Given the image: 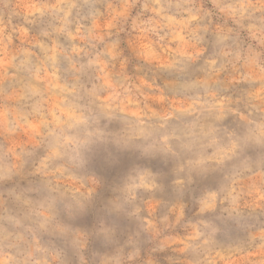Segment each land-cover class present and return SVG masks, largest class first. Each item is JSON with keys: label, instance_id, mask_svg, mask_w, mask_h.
<instances>
[{"label": "rangeland", "instance_id": "374dc122", "mask_svg": "<svg viewBox=\"0 0 264 264\" xmlns=\"http://www.w3.org/2000/svg\"><path fill=\"white\" fill-rule=\"evenodd\" d=\"M107 2L101 5L98 0H71L75 6L68 8L60 0H0V143L11 146L12 140H5L7 135L24 146L30 135L41 133L43 124L53 121L52 126L63 131L66 142L65 155L55 163L68 166L72 177L69 187L82 183L95 189L83 210L68 222L90 233L111 230L121 243L131 238L134 243L128 244L125 251L140 247L142 258L148 260L151 246L142 243V237L137 239L135 221L116 206L125 183L144 174L142 182L148 179L158 185L154 193H138L144 214L148 207L145 202L156 200L162 206L182 203L186 217L194 219L196 201L204 192L225 183L226 177L245 166L264 169V140L249 138L252 126L243 119L247 114L244 109L223 118L200 113L197 105L202 92L194 88L192 81L180 87L163 79L154 82L142 77L138 87L149 98L147 115L139 99L118 95L128 85L113 80L106 62L94 59L103 58L105 34L113 30L109 19L116 17L111 22L117 25L125 19L119 15L125 11L121 0H109L112 9L107 8ZM235 2L218 0L217 9L206 3L204 6L213 13L212 24L234 16ZM109 12L111 17L105 19ZM126 16L129 20L121 37L127 38L134 22L138 26L135 30L143 31L148 38L143 49L145 58L157 55L153 40L163 37L170 42L169 47L174 43L179 48L187 40L185 30L191 31L197 25L190 18L195 10L185 7V0H171L169 7L156 12L143 11L141 0ZM101 76L106 87L117 94L106 92L105 96L123 101L121 106L127 115L102 113L80 122L79 113L90 106L92 85ZM78 85H84L87 91L81 89L79 95H69V89ZM69 104L72 107H67ZM91 108L94 113L98 111L94 105ZM252 118L262 121L264 112L254 111ZM25 121L22 138H17L12 128ZM233 142H242L238 155L222 164L209 159ZM214 227L211 246L196 248L189 257L196 264L264 261L261 229L234 227L223 221ZM196 235L193 228L188 238ZM96 239L93 236L90 240V252H114L112 246L94 247ZM184 239L179 237L177 242ZM62 246L67 253V243ZM162 255L159 251L151 253L152 258Z\"/></svg>", "mask_w": 264, "mask_h": 264}, {"label": "clouds", "instance_id": "9594fccd", "mask_svg": "<svg viewBox=\"0 0 264 264\" xmlns=\"http://www.w3.org/2000/svg\"><path fill=\"white\" fill-rule=\"evenodd\" d=\"M60 2L68 8L75 6L71 0ZM104 3L105 0H98V4ZM140 3L141 0H121L125 11L119 15L125 19L119 25L111 22L116 17L108 13L105 19L111 17L109 24L113 30L105 34L103 58L94 57L106 62L113 80L128 85L118 95L139 99L147 115L149 98L138 87L142 77L154 82L163 79L180 87L192 81L194 88L202 92L198 97L201 103L197 105L200 113L223 118L244 109L247 114L243 119L252 126L249 138L264 140V120L258 122L252 118L254 111L264 112V0H236L235 15L223 17V22L216 24L210 19L212 10L204 5L210 3L217 9L218 0H185V7L195 10V16L190 18L197 25L191 31L185 30L187 40L179 48L174 43L169 47L170 42L163 37L153 40L158 52L151 58L143 55L148 38L143 31L135 30L138 26L134 22L127 38L121 37L129 20L127 11ZM170 4L171 0L164 3L143 0V11L156 12ZM106 5L112 9L109 0ZM197 32L199 35H194ZM81 89L87 91L84 85L73 86L69 95H79ZM106 92L117 95L106 87L101 76L92 85L90 106L79 113L80 122L95 119L102 113L125 114L123 101L105 96ZM92 105L97 112L92 111ZM26 124L27 121L17 122L12 128L17 138H22L21 130ZM52 125L51 120L43 124V131L30 135L24 146L7 135L5 140H12L11 146L0 143V264H196L189 257L194 249L211 246L218 221L249 230L259 228L264 238V169L248 166L234 171L225 178V183L204 192L196 201L194 219L186 217L182 203L162 206L156 200L145 202L148 207L144 214L138 193L141 190L154 193L158 185L148 179L142 182L144 174L130 178L122 187L116 206L135 221L137 239L142 237V243L151 246L148 260L142 258L140 247L125 251L128 244L134 243L131 238L121 243L111 230L90 233L73 227L68 221L83 210L95 189L82 183L69 187L72 177L68 166L55 163L65 155L63 131ZM241 147L242 142H233L209 159L222 164L238 155ZM61 204L63 208L59 207ZM193 228L197 235L188 238ZM93 236L98 237L94 247L112 246L114 252H90ZM179 237L185 239L178 243ZM64 243L68 246L67 253ZM156 251L163 254L161 258L151 257Z\"/></svg>", "mask_w": 264, "mask_h": 264}]
</instances>
